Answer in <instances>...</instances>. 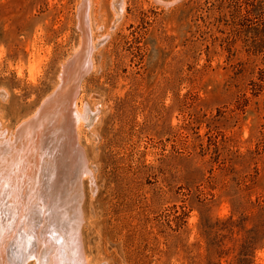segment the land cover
<instances>
[{"label": "rangeland", "instance_id": "obj_1", "mask_svg": "<svg viewBox=\"0 0 264 264\" xmlns=\"http://www.w3.org/2000/svg\"><path fill=\"white\" fill-rule=\"evenodd\" d=\"M82 2L0 0L4 135L58 89ZM85 3L87 263L264 264V0Z\"/></svg>", "mask_w": 264, "mask_h": 264}, {"label": "bare ground", "instance_id": "obj_2", "mask_svg": "<svg viewBox=\"0 0 264 264\" xmlns=\"http://www.w3.org/2000/svg\"><path fill=\"white\" fill-rule=\"evenodd\" d=\"M83 42L36 113L12 135L0 131V264H89L80 240V180L91 172L73 134L88 119L75 101L91 66L89 35Z\"/></svg>", "mask_w": 264, "mask_h": 264}, {"label": "water", "instance_id": "obj_3", "mask_svg": "<svg viewBox=\"0 0 264 264\" xmlns=\"http://www.w3.org/2000/svg\"><path fill=\"white\" fill-rule=\"evenodd\" d=\"M82 3H83L84 6H85V8H84V10H85V9H86L85 0H83ZM81 18H82V17H81ZM82 19H83V18H82ZM82 19H81V20H82ZM82 21H83V20H82ZM79 27H80V29H81L83 39L86 38V40H87V38H88V30H87V28L84 26L83 22L80 24ZM80 49H82V48H80Z\"/></svg>", "mask_w": 264, "mask_h": 264}]
</instances>
